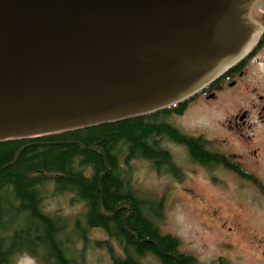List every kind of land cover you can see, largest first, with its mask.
Returning a JSON list of instances; mask_svg holds the SVG:
<instances>
[{"label":"water","instance_id":"obj_1","mask_svg":"<svg viewBox=\"0 0 264 264\" xmlns=\"http://www.w3.org/2000/svg\"><path fill=\"white\" fill-rule=\"evenodd\" d=\"M263 35L264 0H0V141L167 108Z\"/></svg>","mask_w":264,"mask_h":264},{"label":"trees","instance_id":"obj_2","mask_svg":"<svg viewBox=\"0 0 264 264\" xmlns=\"http://www.w3.org/2000/svg\"><path fill=\"white\" fill-rule=\"evenodd\" d=\"M169 112L0 141V264H12L14 256L24 252L45 261L54 257L51 264H77L65 253L68 219L45 211L48 192L70 194L84 205L73 219L81 218L86 226L105 229L117 239L124 256L114 255L109 247L114 264H145L149 252L160 258L158 264H198L193 255L179 250L176 237L160 232L144 200L132 191L131 172L122 165L139 158L156 169H173L162 138L183 143L195 160L223 162V156L207 149L203 136L184 135L165 122ZM236 165L231 166L240 170ZM19 219L23 222L17 225Z\"/></svg>","mask_w":264,"mask_h":264},{"label":"rangeland","instance_id":"obj_3","mask_svg":"<svg viewBox=\"0 0 264 264\" xmlns=\"http://www.w3.org/2000/svg\"><path fill=\"white\" fill-rule=\"evenodd\" d=\"M243 70L236 88L222 92L214 100H200L182 116L166 115L164 119L165 122L173 120L179 132L203 136L210 149L228 156L229 153L245 154L246 163L252 164L264 178V44L250 56ZM244 109L250 110V114L242 124L244 120H237L234 115ZM161 140L162 147L166 148L169 143L164 138ZM170 150L183 151L179 147ZM253 151L259 155L258 160L247 157ZM176 159L183 171L182 180L177 182L171 180L169 174L156 172L149 162L139 158H129L127 163H122L131 172L132 191L144 200V209L157 221L161 232L176 237L180 241L179 248L193 255L198 264H264V246H261L264 209H259L262 199L257 190L221 167L208 171L207 167L189 162L187 157L177 156ZM210 175H216L220 181H211ZM241 181L243 189L237 187ZM70 199V194L50 196L48 192L44 200L46 212H56L68 219L63 232L71 238L64 237L66 247H71V250L66 249L70 258L78 264H113L109 248L96 243L108 241L107 233L98 228L84 232L85 221L73 219L82 212V203L74 197ZM211 207H216L217 211L212 212ZM234 220L243 224L242 230L235 233L228 229ZM22 222L19 219L17 225ZM249 224L255 228L250 234ZM81 233H85L88 240L81 241ZM254 236L259 242L251 244ZM113 245L117 249L115 241H112V249ZM144 261L156 264L150 257ZM50 263L29 252L16 254L12 262Z\"/></svg>","mask_w":264,"mask_h":264},{"label":"flooded vegetation","instance_id":"obj_4","mask_svg":"<svg viewBox=\"0 0 264 264\" xmlns=\"http://www.w3.org/2000/svg\"><path fill=\"white\" fill-rule=\"evenodd\" d=\"M243 72H244V70H243L241 65H238V66L232 68L231 70L226 72L223 76H221L217 81H215L214 83L205 87L197 95L191 97L190 99H188L186 101H183L181 103L174 105L170 110L171 116H182L185 113V111H187L190 107L199 103L200 100H204V101L214 100V99L218 98L222 92L236 88L238 85V79L243 76ZM248 114H250V110L244 109L240 113H236L234 115V117L237 120H241V121L244 120L242 124H245L246 123V117L248 116ZM172 122H173V120H172ZM173 124H174V122H173ZM175 130L176 131L179 130L177 125H175ZM181 132H183V131H181ZM183 133H185V132H183ZM167 143H169L168 145L170 147H179L183 151H185L193 164H197V165H200L202 167H210L211 166V168H216L218 166V167L223 168L224 171L231 173L233 176L235 175V176L241 177L242 180L247 183L246 184L247 186H249L251 188H255L257 190V193L260 195V197L262 199L259 202V209H264V178L261 177V175L258 173L259 172L258 170L252 168L253 167L252 164L250 165V164L246 163L248 160H247L245 154L229 153V156H231L229 158L228 154L222 153V151H217L215 149L209 148L210 152H212L216 155H219V156H223V162H217L216 161V162L205 163L202 160L200 161V160L193 159L188 148L183 143H181L177 140H173V139L167 140ZM170 151H173V150H169L168 152L170 154L171 162H172L174 168L171 170L170 169L166 170L169 174L172 172V170H176V168H178V166H179L177 159H176L177 156L182 157V158L184 157L183 154L174 153V152H170ZM173 157L175 158V161L173 160ZM247 157L250 158L251 160H253V158H255L257 160L259 159V155H255V151L250 153ZM233 161L239 163L237 165L240 167V170L231 166V165H233ZM230 163H232V164L230 165ZM243 163H245V164H243ZM156 167H157V165H156ZM172 176L175 179L174 181H181V179H182L179 172L173 174ZM209 177H210L211 181H216V180L220 181L217 179L216 175H210ZM243 181H241L239 183V185L237 186L238 188L243 189V183H244ZM251 204H253V203L251 202ZM211 210H212V212H216L217 208L211 207ZM241 227H243V224L234 220L232 227H228V229L235 233V232L242 230ZM247 228L250 231V232H248V234L252 233L255 230V228H253L250 224H249V226L247 225ZM256 242H259V241L256 238V236H254V239L251 241V244H254ZM261 246H264V241H263ZM150 254L154 255L152 253H150ZM158 261L160 262V258H158Z\"/></svg>","mask_w":264,"mask_h":264}]
</instances>
